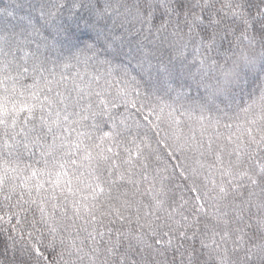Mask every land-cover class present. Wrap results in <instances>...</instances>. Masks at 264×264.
Instances as JSON below:
<instances>
[{"label": "snow or ice", "instance_id": "6c2138e0", "mask_svg": "<svg viewBox=\"0 0 264 264\" xmlns=\"http://www.w3.org/2000/svg\"><path fill=\"white\" fill-rule=\"evenodd\" d=\"M208 260L264 264V0H0V264Z\"/></svg>", "mask_w": 264, "mask_h": 264}, {"label": "trees", "instance_id": "16d2710c", "mask_svg": "<svg viewBox=\"0 0 264 264\" xmlns=\"http://www.w3.org/2000/svg\"><path fill=\"white\" fill-rule=\"evenodd\" d=\"M245 50L248 52L249 56L250 57H256V62L259 63V54H260V51H261V47L259 45V43H255V44H252V45H245ZM243 73H241L242 75ZM231 90V89H229ZM243 246V245H241ZM211 255V253L209 252H205V257H209ZM207 264H212V261L211 260H208L207 261Z\"/></svg>", "mask_w": 264, "mask_h": 264}]
</instances>
